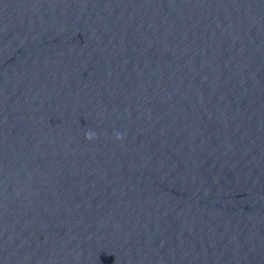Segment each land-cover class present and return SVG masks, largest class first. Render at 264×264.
I'll return each instance as SVG.
<instances>
[{"label":"water","instance_id":"95a60500","mask_svg":"<svg viewBox=\"0 0 264 264\" xmlns=\"http://www.w3.org/2000/svg\"><path fill=\"white\" fill-rule=\"evenodd\" d=\"M0 264H264V0H0Z\"/></svg>","mask_w":264,"mask_h":264},{"label":"clouds","instance_id":"9594fccd","mask_svg":"<svg viewBox=\"0 0 264 264\" xmlns=\"http://www.w3.org/2000/svg\"><path fill=\"white\" fill-rule=\"evenodd\" d=\"M94 136H95L94 132L89 131V132L86 133V138L89 139V140L93 139ZM116 136H117V139L121 138L119 133H117Z\"/></svg>","mask_w":264,"mask_h":264}]
</instances>
